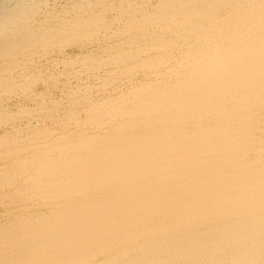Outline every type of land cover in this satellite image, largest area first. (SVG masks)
<instances>
[{"label":"bare ground","instance_id":"6f19581e","mask_svg":"<svg viewBox=\"0 0 264 264\" xmlns=\"http://www.w3.org/2000/svg\"><path fill=\"white\" fill-rule=\"evenodd\" d=\"M0 264H264V0H0Z\"/></svg>","mask_w":264,"mask_h":264},{"label":"rangeland","instance_id":"374dc122","mask_svg":"<svg viewBox=\"0 0 264 264\" xmlns=\"http://www.w3.org/2000/svg\"><path fill=\"white\" fill-rule=\"evenodd\" d=\"M63 1H64V0H61V1H60V0L58 1V0H57V3H61V2H63Z\"/></svg>","mask_w":264,"mask_h":264}]
</instances>
